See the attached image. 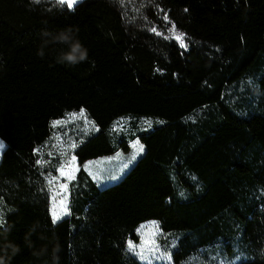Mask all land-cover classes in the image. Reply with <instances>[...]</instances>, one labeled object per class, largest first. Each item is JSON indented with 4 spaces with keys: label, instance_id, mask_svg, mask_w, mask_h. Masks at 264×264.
I'll return each instance as SVG.
<instances>
[{
    "label": "trees",
    "instance_id": "16d2710c",
    "mask_svg": "<svg viewBox=\"0 0 264 264\" xmlns=\"http://www.w3.org/2000/svg\"><path fill=\"white\" fill-rule=\"evenodd\" d=\"M78 110L95 131L53 224L36 149ZM121 116L158 123L112 138ZM0 139L4 264H141L126 241L147 220L170 264H264V0H0ZM132 139L142 153L96 186L81 163Z\"/></svg>",
    "mask_w": 264,
    "mask_h": 264
},
{
    "label": "rangeland",
    "instance_id": "374dc122",
    "mask_svg": "<svg viewBox=\"0 0 264 264\" xmlns=\"http://www.w3.org/2000/svg\"><path fill=\"white\" fill-rule=\"evenodd\" d=\"M254 85L250 78L240 80L236 85H230L225 89L228 98L237 99V95L245 88H253ZM78 111H67L62 117L54 119L50 122V134L46 141L36 149L38 160L42 161L38 164L43 174L46 188L49 194V211L50 215L53 205L59 211V200L67 197L65 203L69 209V191L71 183L75 177L79 166L77 165L72 154V145H76L81 139L95 131V126L83 112L80 116ZM203 108L195 109L187 118L193 119L200 115ZM71 114H77L75 119ZM53 121H64V123L53 126ZM157 119L147 118L143 116H121L111 122L108 126V134L112 137L122 136L129 139V136L143 129H148L157 124ZM0 143L2 140L0 139ZM3 144V143H2ZM136 145V147H134ZM141 145L137 139L129 141L126 151H116L109 155H102L83 161L80 167L86 172L96 186H104L115 182L142 153L137 148ZM3 147L0 148V153ZM134 157V158H133ZM71 161V168L65 167V176L61 177L59 170L62 166ZM87 165V167H85ZM71 172L72 179H67V173ZM56 178L52 185L49 180ZM67 183V189L60 191V184ZM55 197V199H53ZM4 208L0 202V221ZM136 240H127L126 248L141 264H170L167 248L159 243L162 239V231L159 224L155 220H147L138 224L134 229ZM129 242L134 246L129 247ZM148 248H154L155 251H148ZM146 259L141 258V253Z\"/></svg>",
    "mask_w": 264,
    "mask_h": 264
},
{
    "label": "snow or ice",
    "instance_id": "6c2138e0",
    "mask_svg": "<svg viewBox=\"0 0 264 264\" xmlns=\"http://www.w3.org/2000/svg\"><path fill=\"white\" fill-rule=\"evenodd\" d=\"M59 4L61 5H66L68 8H72L77 0H58ZM153 31H155V29H153ZM177 40L181 41V45L183 46V40L182 37L180 35L176 36ZM80 116H83V110H81V112L79 113ZM72 118L75 119L77 117V114H71ZM64 123V121H53V126L55 127L56 125L62 124ZM3 147V144L0 143V148ZM72 147H75V145L73 144ZM134 147H136V145H134ZM138 152H142L143 151V145H139L137 148ZM134 158V157H133ZM73 160L75 159V157L72 158ZM37 164H41L42 161L37 160L36 161ZM65 167L71 168V161H69L66 165L62 166L59 170V174L61 177H64L65 174ZM85 167H87V165H85ZM73 177L71 175V172L67 173V179L71 180ZM56 178H53L52 180H49V185H52L54 180ZM60 191H64L65 189H67V183H62L59 186ZM53 199H55V197H53ZM67 197L65 196L64 198L59 200V211L56 210V205H53V210L51 212V217H52V223L55 224L57 223L59 220H61L63 218V216L69 214V209L67 207V204L65 203ZM0 223H2V221H0ZM129 247L133 248L134 246L132 245L131 242H129ZM148 251H155L154 248H148ZM141 258L142 259H146V257L143 255V252L141 253Z\"/></svg>",
    "mask_w": 264,
    "mask_h": 264
},
{
    "label": "clouds",
    "instance_id": "9594fccd",
    "mask_svg": "<svg viewBox=\"0 0 264 264\" xmlns=\"http://www.w3.org/2000/svg\"><path fill=\"white\" fill-rule=\"evenodd\" d=\"M58 38L65 42L69 40V37L63 33H61V35ZM84 58H85V53L81 51L79 44L73 45L71 48V52L64 57V59H66L70 63H76L78 59L82 60ZM0 264H4L2 258H0Z\"/></svg>",
    "mask_w": 264,
    "mask_h": 264
},
{
    "label": "crops",
    "instance_id": "0c3cea01",
    "mask_svg": "<svg viewBox=\"0 0 264 264\" xmlns=\"http://www.w3.org/2000/svg\"><path fill=\"white\" fill-rule=\"evenodd\" d=\"M51 216V215H50ZM52 218V217H51Z\"/></svg>",
    "mask_w": 264,
    "mask_h": 264
}]
</instances>
